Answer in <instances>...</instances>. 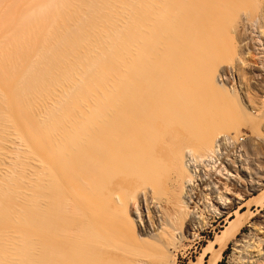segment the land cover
Returning <instances> with one entry per match:
<instances>
[{
	"label": "bare ground",
	"instance_id": "bare-ground-1",
	"mask_svg": "<svg viewBox=\"0 0 264 264\" xmlns=\"http://www.w3.org/2000/svg\"><path fill=\"white\" fill-rule=\"evenodd\" d=\"M260 35L264 0H0V264H219L242 247L264 165L228 157L240 126L204 124L196 102L264 120L240 71Z\"/></svg>",
	"mask_w": 264,
	"mask_h": 264
},
{
	"label": "rangeland",
	"instance_id": "rangeland-1",
	"mask_svg": "<svg viewBox=\"0 0 264 264\" xmlns=\"http://www.w3.org/2000/svg\"><path fill=\"white\" fill-rule=\"evenodd\" d=\"M247 34L249 36L248 42H250V40L252 39L251 37L255 36V38H256L257 36H259V33L251 34L249 30L247 31ZM263 37L264 36L262 35L260 39H262V41L264 43ZM249 45H250L249 50L252 51L251 54H247L248 49H246V50L244 49L246 52V53L244 52V55L245 56L249 55L247 57V63L248 64L246 63L245 65H242L241 67L242 68L245 67V68L240 69L241 73L245 72L244 78H242V80H244V81L241 80V82L242 83L244 82V83L241 87H243V91L245 89V92L250 91V94H252L251 97L253 96L252 99L256 102V103L255 102L254 103L257 105L258 104L260 105L261 101L264 99V53H263V50L259 51V50H255V48H253V41H251V43ZM225 56H227V57H225ZM225 56L223 57L224 59H222V61L224 62V60H225L226 62H224L225 64H223V65L221 64V67H220V69L224 72L221 71V73H222L221 74L220 69H219L217 75L219 73L221 75H225L226 80H227L226 84L229 86H232L235 83L234 78L239 79L241 74H239L240 71H239V73L237 72L238 70L235 69L237 67L232 63V60H230L231 55L228 53ZM229 57H230V59H228ZM233 57H235V55ZM223 73H225V74H223ZM240 79H241V77H240ZM224 83H225V81H224ZM245 83H246V85H245ZM247 100L248 99L246 98V103L249 105V101L247 102ZM216 102H219V101L216 98L214 100V97L213 98L202 97V98L198 99V101L196 102V106L198 105V108H199V109H197L198 113L196 114L197 120L199 119V121H200L201 119H203V121L204 120L206 122L209 121L208 124H212L210 122L213 119V121L216 122L217 124H230V125H233L232 126L233 128H235V126L239 125L240 126V133L237 134L235 132L236 130L232 129L230 131V135H233L236 138H239V137L244 138L242 145L248 154L247 155L248 157L246 158V160L248 158L249 159L247 162L244 161L243 164L244 165L246 164L245 167L248 166V168H254V165H255V167L258 166V167L262 168L264 165V120H263L264 117L261 118L263 120L262 122H261V120H257L259 123V126H257L256 125L257 121L250 122V121H252L251 118L248 119L247 116L244 117L243 113H241L242 115L240 116V114H237L238 112L234 113L235 110L232 111L233 109L228 110V108L227 109L225 108V110H228V111H225V110L223 111L222 108L224 109V107H223L224 103H222L220 101V103L218 104ZM217 104H218V106L216 107ZM219 105H221V106H219ZM257 105H255V107ZM210 106L215 107L216 109L214 108V109H212L213 110L212 111ZM252 107L250 108V111L255 113L257 110L255 107L254 108H252ZM208 108H210V109H208ZM210 110L212 112L211 113L212 115L208 116L207 114H210V112H209ZM242 116L244 117L245 121H243ZM207 118L208 119L210 118L211 120L209 119L207 121ZM246 118L248 119V121L246 120ZM205 121L203 123L207 124ZM213 124H215V123H213ZM254 125H255V127H254ZM228 154H230L228 157H237V156H235L236 153L229 152ZM242 157H244V156H242ZM238 163H239V161L234 163L233 166L229 165V167H228L223 162V165L226 166V171H228L227 173L229 174V175L228 174L225 175L226 172L224 171L223 172L224 176L230 177L231 174L235 175V174H237L238 171H240V172H238V174L242 172L240 174V175H242L244 172H243V170H241V168H242L241 163H239L240 165H238ZM237 166H238V169H237ZM233 169L235 171L236 170L237 171L235 172V171H233ZM263 192H264V187L260 190L254 191V194H252V195L248 194L247 196L244 197L245 201L241 202L242 203L241 205H245V207L243 208L244 219L242 220L245 223V226L241 230L242 235L240 236V239H244L245 242L243 243L242 247H239V248H236L233 244L229 245V248L223 253V256H222L219 264H260L261 253H263V251H264V223L260 219V216L264 214V200H262ZM237 207H239V206H237ZM145 210L147 211L146 207H145ZM147 213H148V211L146 212V214ZM237 218H238V215L234 216V218L232 220H235ZM228 226H229V224H227L226 222H221L222 228L219 227L217 230H218V232L219 231L223 232L224 230L227 229ZM209 236L212 239L215 238V235L213 232L210 233ZM207 245H208L207 242L204 243V246H207ZM211 256L212 255H209L208 260L211 258ZM196 257H197V255H194V261H196ZM183 261H184V263H180V264H189V259H187V260L185 259Z\"/></svg>",
	"mask_w": 264,
	"mask_h": 264
},
{
	"label": "built area",
	"instance_id": "built-area-1",
	"mask_svg": "<svg viewBox=\"0 0 264 264\" xmlns=\"http://www.w3.org/2000/svg\"><path fill=\"white\" fill-rule=\"evenodd\" d=\"M243 141L244 138L240 137L238 140L228 139H220L219 140V147L225 152L228 151L236 154H241L243 152Z\"/></svg>",
	"mask_w": 264,
	"mask_h": 264
}]
</instances>
